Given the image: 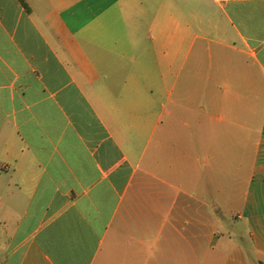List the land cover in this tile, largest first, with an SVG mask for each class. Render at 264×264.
I'll list each match as a JSON object with an SVG mask.
<instances>
[{
    "label": "crops",
    "instance_id": "1",
    "mask_svg": "<svg viewBox=\"0 0 264 264\" xmlns=\"http://www.w3.org/2000/svg\"><path fill=\"white\" fill-rule=\"evenodd\" d=\"M0 264H264V0H0Z\"/></svg>",
    "mask_w": 264,
    "mask_h": 264
}]
</instances>
